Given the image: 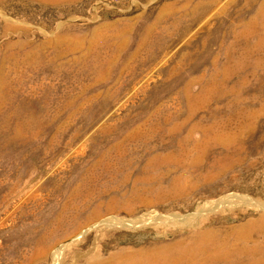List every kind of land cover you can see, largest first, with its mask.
Wrapping results in <instances>:
<instances>
[{
	"label": "rangeland",
	"instance_id": "1",
	"mask_svg": "<svg viewBox=\"0 0 264 264\" xmlns=\"http://www.w3.org/2000/svg\"><path fill=\"white\" fill-rule=\"evenodd\" d=\"M263 204L264 0H0V264H264Z\"/></svg>",
	"mask_w": 264,
	"mask_h": 264
},
{
	"label": "bare ground",
	"instance_id": "2",
	"mask_svg": "<svg viewBox=\"0 0 264 264\" xmlns=\"http://www.w3.org/2000/svg\"><path fill=\"white\" fill-rule=\"evenodd\" d=\"M87 194H88V192H87ZM262 206L264 207V204ZM99 211L97 212L96 216H93V214H95V213L92 212L90 215H88L85 218V220H84L83 223H81V221H79L78 219H75V218L71 219V221H76L74 223H71V221H69V222H64L63 221L64 222V227L67 224L71 223V226H72L73 229L72 230H65V232H62L60 235H54L53 233H55V232L53 231L50 235L48 233V234L44 235L43 237H41L40 240H39V242H38V244L34 248V253H33V256L34 257L33 258L36 261H38V260H41V259H47V258H49L53 254L54 257H55V259H54L55 262L58 263L61 255H62V253L64 251L63 250V247H59L58 246V244H60L61 241L67 239L69 236H71V234L79 232L80 230L83 229L84 226L89 227L90 225L94 224L95 222L97 224H101L102 226L105 225V221L106 220L103 219L104 217H102V215H101V213ZM259 222L262 225H264V216H262L260 218V221ZM59 225H61V224H59ZM59 229L60 228H58V230ZM98 255H99V253H98ZM190 257H192V256H190ZM96 259H97V264H106V260H102V259H100L98 257H96ZM176 259H178V258H176ZM181 259H182V256H181ZM181 259H178V260H181ZM24 260H27V259H24ZM184 261H185V259H184ZM175 262H176V260H175ZM188 264H189V262H188ZM262 264H263V261H262Z\"/></svg>",
	"mask_w": 264,
	"mask_h": 264
}]
</instances>
